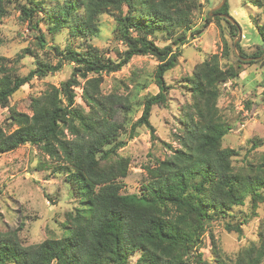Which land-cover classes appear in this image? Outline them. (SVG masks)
<instances>
[{"label":"trees","instance_id":"trees-1","mask_svg":"<svg viewBox=\"0 0 264 264\" xmlns=\"http://www.w3.org/2000/svg\"><path fill=\"white\" fill-rule=\"evenodd\" d=\"M252 2L264 15V3ZM201 6L200 0H0V24L16 8L18 21L26 24L38 45L18 55L33 57L34 66L25 75L18 74L14 61L0 55V107L32 79L56 72L64 62L73 65L59 86L50 84L30 98L31 114L8 105V119L16 127L6 132L0 126V155L25 144L37 146L54 160L53 170L65 174L80 204L64 213L61 226L68 229L67 235L24 244L21 224L0 231V264H130L134 254L133 264H203L202 253L195 251L207 223L222 221L224 228L241 234L247 219L239 221L235 215L236 220H230L234 208L248 199L252 213L259 206L264 211V152L256 160H249L247 153L243 164L235 165L238 151L222 147L231 126L218 107L221 86L236 78L243 64L255 62L242 58L264 56V16L255 24L262 43L256 51L247 54L237 43L236 57L224 39L220 55L209 54L194 66L184 79L190 101L180 109L175 136L180 146L168 145L171 154L146 167L140 192H122L130 161L119 153L126 144L121 135L131 138L136 129L147 127L154 137L150 116L155 106L167 104L170 85L164 77L177 65L188 33L200 35L216 19L226 23L232 39L237 35L238 24L220 15L230 16L227 0L214 18L206 13L201 25L192 29ZM106 12L114 16L116 39L123 46L116 59L87 42L85 46L82 42V49L71 43L62 49L47 45L40 27L44 21L52 39L63 29L72 37H90L99 30L98 16ZM157 33L169 42L159 45ZM46 54L57 61L46 60ZM145 55L158 61L153 74L156 93L139 97L101 93L103 73L116 72L134 56ZM221 57L227 63L222 64ZM79 86L83 103L76 101ZM134 104L141 107L135 120ZM119 111L121 121L116 119ZM263 144L254 142L251 148ZM260 228L257 243L239 250L232 260L217 253L216 264H261L264 225Z\"/></svg>","mask_w":264,"mask_h":264},{"label":"rangeland","instance_id":"rangeland-1","mask_svg":"<svg viewBox=\"0 0 264 264\" xmlns=\"http://www.w3.org/2000/svg\"><path fill=\"white\" fill-rule=\"evenodd\" d=\"M202 6L195 12L193 28L203 22L206 13L211 18L216 15L213 10L221 0H200ZM264 3V0H261ZM229 14L235 19L240 30L234 39L229 36L228 28L223 20H212L200 35L188 33L187 42L181 47V56L177 65L165 74V81L170 85L165 106H155L150 116V123L154 127V137L147 127L136 129L133 137L122 134L126 140L119 153L130 161L128 175L122 179V192H140L142 183L147 178V166H153L156 159H164L171 154L172 148L179 147L175 137L179 129L181 107L190 101L188 89L184 79L189 76L194 66L205 59L209 54H221L224 39L231 45L234 55L239 51L238 43L243 51L251 54L262 46L255 24L263 21V11L255 6L252 0H227ZM19 12L16 8L3 17L0 24V55L9 58L15 65L18 74L25 75L33 68V57L18 55L26 47H38L34 35L26 24L18 21ZM41 16V14H40ZM220 17V16H219ZM99 30L96 34L82 38L72 37L66 29L57 33L53 39L47 31L46 23L40 27L46 34L47 45L57 44L62 49L68 43L76 49H82L87 43L94 46L105 57L116 59L117 51L123 46L116 39V21L112 14L106 12L98 16ZM158 44L165 41L161 33H157ZM83 42V43H82ZM49 48V47H48ZM264 55V54H263ZM235 62L233 56L230 57ZM264 56L243 57L245 61H255L243 64L239 75L221 86L222 93L218 100V107L231 126L223 137L222 147H230L238 151L233 158L234 164H243L244 156L249 153V160H256L264 152V144L256 149L251 146L254 142H264ZM46 60L55 63L57 60L46 54ZM158 61L150 56H134L120 70L103 73L100 83L101 93L111 92L136 97L146 93H156L158 88L153 81L154 69ZM221 63L227 59L221 57ZM73 65L66 62L56 71L43 78H34L9 99V107L31 114L29 102L33 96L41 94L50 84L59 86L72 72ZM92 76V75H90ZM81 84L83 78H78ZM76 101L83 103L81 87H76ZM0 107V126L6 132L12 131L16 125L8 119L9 107ZM141 114V107L133 105V119ZM116 119H123V111L116 114ZM63 163V162H61ZM54 160L49 158L37 146L25 144L0 155V231L22 225L19 236L24 244H33L49 237H61L68 234V229L61 226L64 213L74 206H80L76 195L71 193L70 185L64 173L53 170ZM236 213V214H235ZM239 221L247 219L242 224V233L229 231L224 228L222 221L207 223L202 236L200 247L195 252L202 253L203 264H216L217 253L224 260L236 258L239 250L251 243L258 242L260 227L264 225V211L262 206L252 213L249 200L244 205L234 208V216L227 220ZM137 254L131 257L130 264L136 260ZM194 264V262L192 263ZM264 264V258L261 262Z\"/></svg>","mask_w":264,"mask_h":264},{"label":"water","instance_id":"water-1","mask_svg":"<svg viewBox=\"0 0 264 264\" xmlns=\"http://www.w3.org/2000/svg\"><path fill=\"white\" fill-rule=\"evenodd\" d=\"M225 0H221V2L215 7L213 8V10H218L219 8H221V6L224 4ZM222 16H225L226 18H228L229 20L233 21L236 23L235 19H233V17L229 16V15H224V14H220ZM238 37H240V30H239V34ZM243 59V58H242Z\"/></svg>","mask_w":264,"mask_h":264}]
</instances>
